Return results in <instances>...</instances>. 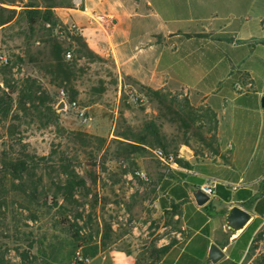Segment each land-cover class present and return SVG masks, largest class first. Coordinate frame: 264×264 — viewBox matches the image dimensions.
Segmentation results:
<instances>
[{"label":"rangeland","instance_id":"obj_1","mask_svg":"<svg viewBox=\"0 0 264 264\" xmlns=\"http://www.w3.org/2000/svg\"><path fill=\"white\" fill-rule=\"evenodd\" d=\"M7 1L0 0L4 3L0 5L16 14L28 3H40V0H16L9 5ZM26 31L21 16L0 31V55L10 58L12 63L10 73L4 75L0 70V88L5 87L4 83L19 87L26 75L35 72L33 67L38 72L34 76L43 81L28 77L37 79V85L45 87L54 98L58 99L61 90L69 95L70 87L78 92L75 88L78 86L81 93L74 98L77 109L57 110L55 106L57 112L53 118L37 113L30 101H25L28 116H23L16 93L8 118L0 122V261L3 256L8 264H70L73 253L82 249L91 257L93 252L117 250L131 256L134 264H160L155 259L159 249L185 237L179 204L175 215L171 208L173 199L163 190V185L181 183L174 179L175 171L187 173V169L182 168L183 163L190 165L186 155H192L195 161L215 156L218 145L212 128H206L199 119L201 114L187 110L184 98L176 95L166 93L155 97L134 86L135 91L124 89L118 97L117 79L107 59L89 63L84 58L77 63L69 83L51 84L52 78L39 70L38 63H29L24 58L20 63L13 57L23 51ZM242 36L241 33L236 35L237 38ZM67 43L63 42V48ZM29 44L32 46L30 56L34 60L41 59L37 52L43 50V44L35 46L33 40ZM239 58L242 57L239 55ZM226 82L231 84L233 78ZM256 82L260 86L262 77ZM130 94L138 96L136 103L130 101ZM160 101L176 113V117L162 108ZM91 105H95L92 109L96 111L86 109ZM48 106L43 105L41 111ZM260 109L264 112V108ZM79 110L84 111L85 119L78 115ZM13 116L19 119L13 120ZM255 119L259 121L258 114ZM151 122L161 125V136L167 141L165 152L174 160H180L182 166L171 164L170 167L159 161L153 151L160 148L152 145L149 135L151 145L136 149L126 141L121 143L123 139L115 136L126 134L136 141L130 131L139 133ZM21 152L45 160L39 161V167L22 172L23 178L19 180L3 169L2 155L17 157ZM70 171L85 184L75 187L68 197L63 186L66 173ZM54 192L59 197L57 206L51 204L50 198L44 206V196H53ZM259 210V216L264 217V201L260 202ZM200 211L196 204L182 207V215L195 224L200 222ZM64 217L69 224H58ZM258 222L259 219H254L233 236L225 257L216 264H240L242 260V264H255L256 258L264 255V234L252 242L250 257L247 250ZM196 230L188 229L187 238L192 237L191 244L201 241L200 248L205 249L204 237L209 227L198 233ZM75 233L79 236L77 239ZM190 251V247L185 249L183 257ZM205 259L200 264H208Z\"/></svg>","mask_w":264,"mask_h":264},{"label":"crops","instance_id":"obj_2","mask_svg":"<svg viewBox=\"0 0 264 264\" xmlns=\"http://www.w3.org/2000/svg\"><path fill=\"white\" fill-rule=\"evenodd\" d=\"M73 4L71 9H55V16L67 27L74 25L93 54L110 61L118 97L124 89L135 91L136 83L184 98L201 114L205 127L212 128L217 142L218 155L212 158L195 161L186 155L193 167L186 174L204 183L196 186L181 180L179 185L188 198L173 202L179 204L185 237L160 264H200L207 258L211 243L225 254L233 236L259 219L251 245L264 226V217L259 216V204L264 201V112L260 109L264 108V87L256 82L259 77L264 80V0H80ZM238 33L244 36L237 38ZM19 54L24 57L22 51ZM31 69L35 72L25 77L42 82L34 76L36 69ZM229 78H233L231 84L226 82ZM75 88L81 93L78 86ZM93 106L86 109L96 111ZM196 188L213 190L207 205L214 214L198 207L201 217L195 224L182 215V207L195 204L191 192ZM233 206L252 217L238 233L225 225ZM206 227L205 249L200 248L201 241L191 244L192 237L187 238L186 231L197 229L198 233ZM189 247L191 253L183 257ZM90 264L134 261L122 251L109 250L93 255Z\"/></svg>","mask_w":264,"mask_h":264},{"label":"trees","instance_id":"obj_3","mask_svg":"<svg viewBox=\"0 0 264 264\" xmlns=\"http://www.w3.org/2000/svg\"><path fill=\"white\" fill-rule=\"evenodd\" d=\"M7 3L9 5H13L16 3V0H8ZM0 4H4L0 2ZM74 8V4L71 2V0H40L39 5L38 4H32L28 3L24 8H22L21 12L16 14V12L12 9H6L3 8L0 5V28H6L10 26L13 22H15L16 18L21 16L24 23L26 24V42L24 43V57H21L19 55L14 56L17 60V62H24V59L27 60L29 63L35 62L38 63V68L41 72H43L46 76L51 77L50 80L51 84L58 86L62 85L64 83H69L70 78L73 76V70L77 66V60H80L82 58L87 59L89 63H101L104 62L105 59L101 58L95 54H93L86 46V44L83 41L82 36L73 34L70 35L69 33L65 31L67 29V26L63 25L55 16L54 10L55 9H71ZM6 14V16H5ZM57 32V34L55 33ZM38 41L40 44H43V50H40L37 52V55L41 57V59L34 60L30 54V41ZM69 42L67 43V47L63 48V42ZM32 47V46H31ZM68 51L73 52L72 59L67 61L65 59V54ZM24 58V59H23ZM108 60V59H107ZM110 63V61H109ZM111 64V63H110ZM1 72L6 75L10 73L11 68V59L8 58V61L6 64H1ZM112 67V64H111ZM129 80V79H128ZM39 81L37 79H32L27 77L26 79L22 80L21 85L19 87L12 86L8 83H4L3 85L5 87L0 88V122L1 120H6L10 114V110L12 109V106L15 102V94L18 93L19 95V103H18V109L22 112L23 116L27 117L28 112L25 108V101H30L32 104L33 110H35L37 113L46 114L47 117H55L56 109L55 106H57V99L52 96V94L44 88H41L37 85ZM135 86H139L136 83ZM134 86V85H133ZM141 90L147 91V93L154 95L155 97H162L166 95L165 93H162L160 91H153L149 88L139 86ZM39 93V96L37 97L36 94ZM78 92L74 90L72 87L69 88V99L74 100L75 97H77ZM185 101V108L190 111H194L192 108L189 107V103L186 99ZM161 102V101H160ZM49 104L48 107L45 108V111H41V108L43 105ZM160 106L162 108H165L167 112H170L171 115L176 117V113L171 111L169 108L165 107V105L160 103ZM196 112V111H195ZM13 120L19 119L18 116H13ZM199 119L202 121L201 116H199ZM187 126V125H186ZM187 129L191 127H185ZM161 125H157L155 123H146L143 127V130L139 133H130L135 137L136 141L129 139V135L121 134V135H115L118 138L123 139V141H120L121 143H125L124 141L128 142L127 144L130 145L132 148L136 149L142 148L141 146H149L151 145V140H148V135L152 139V145L159 147L165 155H169L167 152V145H166V139L161 136ZM215 155H218V151L215 153ZM3 169L9 170L13 176H15L16 179L21 180L23 177L21 175L22 172L27 171L30 167L37 168L39 167V161H44V157H38L35 154H28L21 152L19 156H10L7 154H3ZM50 157V156H49ZM173 163L176 165L182 166V162L180 160H174L173 157ZM184 166L182 168H185L187 170L191 169V166L188 163H183ZM66 180L64 183L63 190L68 192V197L72 196L73 189L75 187H81L84 186L85 181L79 177L77 174H75L74 171H70L66 173ZM174 179L184 180L186 184L188 183H194L196 186H201L204 183V180L198 179L194 176L187 175L186 173L175 171V177ZM163 190L167 191L168 195L173 199L177 201H182L188 198V194L184 187H181L178 184L173 185L171 182H166L163 185ZM57 192H54L53 196H48L47 194L44 196V206H46L48 199L50 198L51 204L54 203L53 206H57V201L59 197H57ZM67 199V198H65ZM171 208L175 211V215H177L176 211L178 210V205L174 204L172 202ZM204 209L207 211L208 215H213L214 213L209 208L208 205L204 206ZM62 216H65L66 213H61ZM181 214V213H180ZM60 220V218H59ZM58 224L60 225H68L69 221L64 219H61V221H58ZM264 234V226L261 228V230L255 235L254 239L261 238ZM79 236L77 233L74 234V238L77 239ZM178 241H172L169 244L163 246L159 251L157 252V255L155 257L156 260L159 262L163 258L164 255L168 253V251L177 243ZM252 244V243H251ZM253 246L250 245L248 249L249 257L252 255ZM96 253L93 252L92 256ZM22 259V258H21ZM0 264H8L4 261L3 256L0 261ZM242 264V263H241ZM255 264H264V255L256 258Z\"/></svg>","mask_w":264,"mask_h":264},{"label":"water","instance_id":"obj_4","mask_svg":"<svg viewBox=\"0 0 264 264\" xmlns=\"http://www.w3.org/2000/svg\"><path fill=\"white\" fill-rule=\"evenodd\" d=\"M261 103L264 107V96L262 97ZM64 108L65 105L63 102L57 105V110H63ZM191 196L198 207H204L210 201V196L201 188L194 189L191 192ZM251 218L250 213L238 206H233L225 217V225L233 233H238L249 223ZM224 257V252L215 243H211L206 262L216 264Z\"/></svg>","mask_w":264,"mask_h":264},{"label":"built area","instance_id":"obj_5","mask_svg":"<svg viewBox=\"0 0 264 264\" xmlns=\"http://www.w3.org/2000/svg\"><path fill=\"white\" fill-rule=\"evenodd\" d=\"M74 1L76 4H79V2H80V0H74ZM66 32L69 33L70 35H73V34L79 35L78 29L74 25L68 26L64 35H66ZM55 33L57 34V32H55ZM72 56H73V53L71 51H68L65 54V59L70 60V59H72ZM7 61H8V58L6 56L0 55V63L1 64H6ZM77 62H80V60H77ZM262 84L264 87V80H263ZM129 99L131 102L136 103L138 96H133L132 94H130ZM61 102H63L65 105V108L63 110L77 109L78 108L77 102L74 100H70L68 93L63 91V90L59 91V95H58V99H57V105ZM78 115L81 118L85 119L84 111L79 110ZM153 154L159 161H161L164 164L169 165L170 167H172L171 164H173L174 166L176 165L175 163H173L172 155H168V156L165 155L161 149L154 150ZM202 189H204L205 192L210 197L213 196L214 192L211 188H202ZM91 261H92V257L90 255L84 253L82 251V249H77L71 257L70 264H90Z\"/></svg>","mask_w":264,"mask_h":264}]
</instances>
